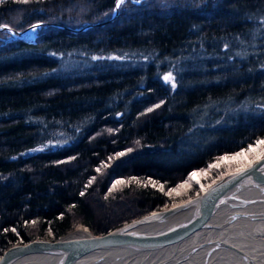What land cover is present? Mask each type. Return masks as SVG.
<instances>
[{"label": "trees", "instance_id": "16d2710c", "mask_svg": "<svg viewBox=\"0 0 264 264\" xmlns=\"http://www.w3.org/2000/svg\"><path fill=\"white\" fill-rule=\"evenodd\" d=\"M115 1L0 0V25L40 22L0 30V254L162 209L264 137V0H124L111 18Z\"/></svg>", "mask_w": 264, "mask_h": 264}, {"label": "bare ground", "instance_id": "6f19581e", "mask_svg": "<svg viewBox=\"0 0 264 264\" xmlns=\"http://www.w3.org/2000/svg\"><path fill=\"white\" fill-rule=\"evenodd\" d=\"M235 185L238 194L231 197L224 211L215 214L207 227L137 251L124 247L86 251L77 255L72 264H245L244 256L264 264V166ZM188 207L184 206L179 213L186 212ZM85 234L88 232L76 229L67 237ZM57 260L58 254L30 252L4 264H58Z\"/></svg>", "mask_w": 264, "mask_h": 264}, {"label": "water", "instance_id": "95a60500", "mask_svg": "<svg viewBox=\"0 0 264 264\" xmlns=\"http://www.w3.org/2000/svg\"><path fill=\"white\" fill-rule=\"evenodd\" d=\"M116 13L117 8L115 6L112 17ZM38 24L33 23L27 27V31L24 33L16 32L7 25H0V29L5 28L9 30L15 38L27 39L32 26ZM262 166H264V160L253 162L251 167L246 166L236 171L235 174L223 176L205 188L200 194L187 201L146 214L103 234L94 235L88 233L75 237H67V235H64L53 241L34 239L25 244L12 245L2 252L0 264H4L21 254L30 252H50L58 254V264H72L77 255L94 249L124 247L127 251H137L160 245L193 229L209 226L211 224L210 220L215 214L224 211L230 199H232L231 197L236 193L238 194L239 191L234 189L236 187L235 184L239 185L242 181L246 180V176L249 173L254 170H260ZM231 188L232 190L227 194V191ZM184 206H189L190 209L186 212L179 213V210ZM154 223L159 225H152ZM244 263L262 264L252 260L248 256H244Z\"/></svg>", "mask_w": 264, "mask_h": 264}, {"label": "rangeland", "instance_id": "374dc122", "mask_svg": "<svg viewBox=\"0 0 264 264\" xmlns=\"http://www.w3.org/2000/svg\"><path fill=\"white\" fill-rule=\"evenodd\" d=\"M76 7H78V5ZM36 23H38V22H36ZM101 23H103V22L90 23L88 25H85L82 28L85 29L86 27H89L91 25L101 24ZM1 25H7V24H1ZM60 26L64 27V28L67 27V29H70L72 31H78V30L82 29V28H74V29H72V28H70L68 26H63V25H60ZM3 29H5V28H3ZM11 29H13V28H11ZM26 31H27V28L24 31H19V32L24 33ZM16 32H18V31H16ZM12 37L15 38L13 35H12ZM33 38H34V31H33V29H31L29 31V36H28L27 39H33ZM18 39H21V38H18ZM260 140H264V137H258L257 139L252 141L250 144H248L247 146L243 147L242 149H240V150H238L236 152L228 153V154H222L220 156L215 157L214 160L210 164H208V166H206V167H204L202 169L191 170L182 179L177 180L176 183H175V186L172 189L169 190V192L171 194V197L174 198V199H173L172 202H169L168 204H166L165 207L162 208V209L169 208V207H171L173 205H177V204H179L181 202L187 201V200L197 196L205 188H207L208 186H210L211 184H213L214 182H216L217 180H219L223 176L228 175L232 171H235V170H237L239 168H244V167L248 166L250 161H256L257 157L260 155V153L262 151H264V145H258L257 144V141H260ZM249 145H252L254 150L249 151L248 150L249 149ZM45 147H47V145L46 146H41L40 148L43 149ZM240 152H243L244 154L242 156H236L235 155L236 153H240ZM224 157H227V159H222ZM192 174H195V175H192ZM93 206L95 207V205H93ZM162 209H159V210H162ZM159 210H155V211H159ZM155 211H152V212H155ZM152 212H150V213H152ZM147 214H149V213H147ZM144 215H146V214H144ZM144 215H142V216H144ZM142 216H140V217H142ZM134 219H137V218H134ZM134 219H131V220H134ZM131 220H129V221H131ZM129 221H127V222H129ZM120 225H122V224H120ZM120 225H118V226H120ZM113 228H115V227H113ZM113 228L107 230L106 232L112 230ZM76 229H83V230L87 231L88 233L94 234V235H99V234L105 233V232H100V233H97V234L92 233L88 229V227L86 225L79 224L74 229H72V230L68 231L67 233L62 234V235H60L58 237H61V236H64V235L66 236L69 233H71L72 231H75ZM39 239H44V238H39ZM45 240H50V239H45ZM29 241H31V240H29ZM50 241H53V240H50ZM27 242L28 241H26L24 243H18V244H25ZM2 252H1V254H2ZM1 254H0V256H1Z\"/></svg>", "mask_w": 264, "mask_h": 264}, {"label": "snow or ice", "instance_id": "6c2138e0", "mask_svg": "<svg viewBox=\"0 0 264 264\" xmlns=\"http://www.w3.org/2000/svg\"><path fill=\"white\" fill-rule=\"evenodd\" d=\"M25 2H26V0H25ZM133 2L134 3H140V0H133ZM122 3H124V0H116V8L117 9H119L120 7H121V4ZM38 27V25H33L32 26V29H33V31H35V29ZM163 79L165 80V82H172L173 81V76L171 75V73H169V74H166L164 77H163ZM175 83H172V87L173 88H175ZM156 107H159V105H157ZM148 111H152V109L150 108V109H148ZM257 144L258 145H264V140H260V141H257ZM249 151H252V150H254L253 149V146L252 145H249V149H248ZM129 151H131V149H129ZM244 153L243 152H240V153H236L235 155L236 156H242ZM118 155H124V153H118ZM222 159H227V157H224V158H222ZM259 160H264V151H262L261 153H260V155L257 157V160L256 161H250L249 162V164H248V167H251V164L253 163V162H259ZM97 171H99V169H97ZM243 171V170H242ZM192 175H195V174H192ZM89 183H91V181H89ZM117 184H119V183H123V181H117L116 182ZM152 183H154V182H152ZM110 191H111V189H110ZM81 195H83V193H81Z\"/></svg>", "mask_w": 264, "mask_h": 264}]
</instances>
